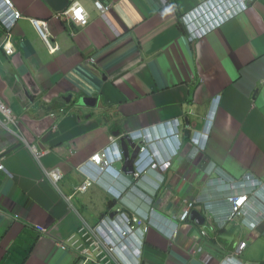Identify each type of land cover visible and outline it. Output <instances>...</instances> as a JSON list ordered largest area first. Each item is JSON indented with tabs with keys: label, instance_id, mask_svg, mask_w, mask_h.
Instances as JSON below:
<instances>
[{
	"label": "crops",
	"instance_id": "obj_1",
	"mask_svg": "<svg viewBox=\"0 0 264 264\" xmlns=\"http://www.w3.org/2000/svg\"><path fill=\"white\" fill-rule=\"evenodd\" d=\"M11 1L23 18L10 32L13 53L0 49V97L19 127L0 125L7 172H0V264H81L59 243L67 244L82 220L93 224L112 212L95 186L74 194L76 213L70 211L43 167L61 170L60 190L73 194L84 179L76 167L110 137L137 135L176 118L191 137L202 130L218 97L205 149L193 156L190 139L182 137L155 201L156 211L173 218L184 200L203 197L206 223L182 224L173 242L151 230L139 263L218 264L247 241L240 259L264 264V223L254 232L236 220L217 229L228 204L221 183L205 174L215 164L229 177L247 173L264 184V0L194 44L178 18L203 0H100L111 5L107 14L90 0H77L87 12L85 27L61 15L73 0ZM31 19L47 22L49 46ZM5 41L0 27V44ZM25 143L46 152L41 164ZM168 146L173 141L154 149L163 154ZM117 257L122 264L138 263L127 245Z\"/></svg>",
	"mask_w": 264,
	"mask_h": 264
},
{
	"label": "clouds",
	"instance_id": "obj_2",
	"mask_svg": "<svg viewBox=\"0 0 264 264\" xmlns=\"http://www.w3.org/2000/svg\"><path fill=\"white\" fill-rule=\"evenodd\" d=\"M90 1L93 3L96 10L101 14H107L111 9L110 4H103L100 0ZM95 1L100 2L103 6H108L109 9L106 12H101L95 6ZM210 1L214 2V0H203L202 2L197 4V6L184 12L179 16V26L181 30H183L184 35L189 43L194 44L195 42L202 40L208 34L220 28L228 20L246 12L251 6V4H253L257 0L248 2L247 7L243 12L228 19L227 21L219 25L217 28L209 32L207 35L203 36L202 38H197L191 41L189 39V37H191V31L188 27L189 19L186 18V15H189L192 11L198 10V13L195 14L196 17H203L204 12H200V7H203L206 11L207 9L205 7V4L209 8L212 7V5L209 3ZM216 1L214 4L215 7L222 6L225 8L226 6H229L231 2H233V0ZM10 2L13 4L11 0ZM74 2H78L86 12L85 8L79 1L73 0L61 15L65 18L66 21H69L80 27H85L88 24L87 12L86 25L77 24L65 15V12L68 11V9ZM13 9L17 10L14 4ZM11 15V11H8L4 6V0H0V27L6 32V41L0 44V49H2L7 56L13 53L12 45L9 41L11 35L10 32L12 31L16 22L19 19L23 18L22 14L19 19L11 18ZM191 18H193V16ZM32 20H38L46 23V39H43L38 33V31L34 28L31 22ZM4 21H6V23H4ZM30 23L36 30L40 38L49 46L50 41L47 22L45 20L31 19ZM0 100L7 105V107L10 109L16 119L15 124L5 122L4 118L0 113L1 127L6 129L9 125L19 127L18 117L14 114L13 110L9 107V105L2 100L1 97ZM218 102L219 97L215 102V106L213 105L211 107V114H208V116L206 117V124L204 125L201 131H196L190 137V133L187 130V138L190 139V143L192 146V154H194L193 156L197 155L205 149L206 140L208 139L210 134V125L213 122V114L217 109ZM184 127V124H182V122L178 118H176L154 126H150L149 128H145L141 132H137V135H134L133 132H130L129 134L121 138H118L119 136L110 137L109 143L104 146L100 152H97L92 155H98V161H93L91 159V156L85 163L82 162L83 164L81 163L78 167H76V171L84 179L81 185L74 190L73 194L70 195H65L60 190V185L63 180V174L61 170H59L58 168H53L58 169L62 175L61 180L57 184V187H54L49 181L47 175L45 174V170H51H47L43 167L45 177L47 178L51 186L56 190V192L60 194L62 198L66 201L68 209L70 211L76 213L74 206L71 204V199L73 195L78 192L83 193L91 186L99 188L106 195L107 199H109V201L111 202L109 211L112 212L109 215L107 213L101 215L98 221L93 224H89L88 222L82 220L78 232L68 238L67 244L59 243V248L61 250H66L67 247L70 248L75 253V255L81 259V264H122L117 257L118 251L120 249H123L127 245L128 247L134 249L135 256L138 261L137 264H140L139 259L142 256V249L145 244L146 237L151 230L159 231L170 242H173L177 236L180 226L182 224L191 222L189 220L191 212L196 210L201 213L202 205H205L206 203V200L200 196H195L191 197L190 199H186H200V203L195 204L190 209L189 216L184 222H181L179 218L183 212L185 200L183 201V208L177 217L166 218L164 215H162L155 209V201L157 200L158 194L165 185L163 169L167 164H169V162H171L172 159H174L180 154L181 148L183 146L181 139L182 137H184L182 131ZM122 139L126 143L133 144V146L140 145L138 156L134 162V171L132 173H127L123 170L124 149L121 142ZM172 141L173 147L168 146L167 152L163 151V154L154 149V146L157 144L164 145L171 143ZM25 145L27 146L31 154L34 156V158L41 164V158L45 156L46 152L41 151L36 146L30 145L28 143H25ZM14 148L7 150L4 155L9 153ZM68 153L69 155H71L72 150L69 149ZM3 160L4 158L0 156V172H4L6 174L7 172ZM205 174L209 177L215 176L217 180L221 183V193L224 196L225 202L228 204V214L225 215L224 219H220L218 222H215L217 229H224L230 223H234L236 220V222H239L241 227L250 232H254L264 223V184L261 180H259L252 174L247 173L237 179L229 177L225 173H223L221 169H219V166L217 167L215 164H213V167L211 169L209 168V166L206 167ZM246 175L252 178L251 180H253V182L251 180H244V177ZM229 181L234 184L235 188L233 191L228 190ZM82 185H86V189L80 191L79 188ZM252 189H257L259 191L261 200H253L250 194ZM229 192H234L237 195H244L249 198H247L248 201L243 208L247 209L251 204V206L248 208L250 210L248 214H239L233 219L228 218L230 205L227 202L226 198L229 195ZM135 218L142 220L144 226H148L147 231H143V227H138L135 225ZM165 225L168 226L169 229H166ZM202 234L205 235L206 232H202ZM242 243H244L245 246L238 251V247ZM105 245H107V248H103V246ZM109 247L112 248V251L108 250ZM246 247L247 241L239 242L232 251V254L220 260L218 264H246L240 259V256L242 255Z\"/></svg>",
	"mask_w": 264,
	"mask_h": 264
},
{
	"label": "built area",
	"instance_id": "obj_3",
	"mask_svg": "<svg viewBox=\"0 0 264 264\" xmlns=\"http://www.w3.org/2000/svg\"><path fill=\"white\" fill-rule=\"evenodd\" d=\"M214 2H209L212 7L209 8L205 4L206 11L204 10L203 7H200V12L203 11L204 15L203 17H196V13H198V10L192 11L189 15H186V18L189 19L188 27L191 31V37L189 39L192 41L197 38H202L203 36L207 35L209 32L217 28L219 25L227 21L228 19L238 15L239 13L243 12L246 7L247 3L253 0H233V2L230 3L229 6L222 7V6H214ZM217 3V1H216ZM95 6L101 11V12H106L109 7L108 6H103L100 2L95 1L94 2ZM4 6L8 11H11L12 15L10 16L13 19H19L21 17V13L17 10L13 9V4L10 2V0H4ZM65 15L72 20L73 22L80 24V25H86L87 20H86V12L84 9L80 6L78 2H74L71 7L68 9V11L65 12ZM193 16V18H191ZM191 18V19H190ZM32 25L34 28L38 31L40 36L43 39H46V23L38 20H32ZM6 23V21H4ZM8 52V51H7ZM0 113L2 117L4 118L5 122H10L15 124L16 119L10 109L7 107L5 103H3L0 100ZM37 155V153H36ZM91 159L94 161H98L99 157L98 155L92 156ZM1 169V166H0ZM45 174L47 175L49 181L54 187H57L58 182L61 180V172L58 169H53L51 171H46ZM252 178L249 176H245L244 180L250 181ZM253 182V180H251ZM228 190L233 191L234 190V184L229 181L228 182ZM86 189V185H82L79 190L83 191ZM251 197L253 200L258 201L261 200L259 191L257 189H252L251 192ZM247 198L244 195H237L234 192L231 193L229 192V195L227 196L226 200L230 205V211H229V219H233L239 214H248L250 210L248 209H243L245 204L247 203ZM249 199V198H248ZM244 201V203H243ZM264 202V201H263ZM200 203V199H193V200H185L184 201V209L183 212L179 218L181 222H184L187 220L189 216L190 209L195 205ZM243 203V205H242ZM135 225L138 227H143V231H147V227L144 226L143 221L139 219H134ZM245 246L244 243L240 244L238 247V251L242 249ZM103 248H107V245L103 246ZM109 251H112V248H108Z\"/></svg>",
	"mask_w": 264,
	"mask_h": 264
},
{
	"label": "water",
	"instance_id": "obj_4",
	"mask_svg": "<svg viewBox=\"0 0 264 264\" xmlns=\"http://www.w3.org/2000/svg\"><path fill=\"white\" fill-rule=\"evenodd\" d=\"M186 127L188 126L186 125ZM184 137L185 138L188 137L187 130H185L184 132ZM121 142L124 149L123 170L126 171L127 173H132L134 171V162L138 156L140 145L133 146V144L126 143L123 139L121 140ZM189 220L200 226H203L205 224V217L196 210L191 212Z\"/></svg>",
	"mask_w": 264,
	"mask_h": 264
}]
</instances>
